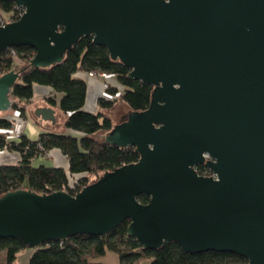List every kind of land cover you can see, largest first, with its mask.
Listing matches in <instances>:
<instances>
[{
	"label": "water",
	"instance_id": "1",
	"mask_svg": "<svg viewBox=\"0 0 264 264\" xmlns=\"http://www.w3.org/2000/svg\"><path fill=\"white\" fill-rule=\"evenodd\" d=\"M11 1L25 12L0 26V56L31 47V66L49 68L93 37L131 80L154 89L149 109L119 113L105 136L134 147L137 163L75 196L7 193L0 238L40 248L129 221L128 235L147 250L175 242L264 264V0ZM19 78L15 69L0 77V113L11 110ZM36 116L56 122L53 108ZM205 155L215 177L196 171Z\"/></svg>",
	"mask_w": 264,
	"mask_h": 264
},
{
	"label": "trees",
	"instance_id": "2",
	"mask_svg": "<svg viewBox=\"0 0 264 264\" xmlns=\"http://www.w3.org/2000/svg\"><path fill=\"white\" fill-rule=\"evenodd\" d=\"M9 13L10 18L4 14ZM8 22L20 19L16 4L11 0H0V19ZM0 56V77L11 70L20 73V78L10 93L12 111H20L21 106L34 97L35 86L50 88L57 97L48 98L51 105L59 108L67 117L63 132H43L39 139L32 141L26 135L15 141H8L7 135L0 133V152L8 149L21 155L15 164L0 165V197L18 190L32 191L39 195H50L57 191L77 195L91 185L90 178L106 172H113L124 165L135 164L141 158L134 147L127 149L110 145L101 133L113 130L108 115L118 101L127 104L130 112L141 113L149 109L154 87L129 78L130 69L120 61H114L106 48L94 43L93 37H84L65 55L62 64L49 68L31 66L35 50L31 47L13 48ZM16 59L21 61L16 63ZM90 73L107 74L114 77L108 93L112 96L121 93L120 99L109 101L99 98L97 111L85 109L88 99ZM117 83V84H116ZM1 114V113H0ZM0 115V130H10L13 123ZM39 146L43 148L40 150ZM60 150L69 161V168H57L39 164L45 153ZM78 177L75 185L71 178ZM138 200L148 204L150 198L141 195ZM130 222H123L112 233L104 237L73 236L68 240L53 241L34 250L29 264H94L93 258L107 252L120 256L121 264H140L151 260V264H249L248 260L230 253L207 252L191 254L184 252L173 242L163 247L147 250L128 235ZM29 247L18 239H1L0 252L5 264H15L20 253Z\"/></svg>",
	"mask_w": 264,
	"mask_h": 264
},
{
	"label": "crops",
	"instance_id": "3",
	"mask_svg": "<svg viewBox=\"0 0 264 264\" xmlns=\"http://www.w3.org/2000/svg\"><path fill=\"white\" fill-rule=\"evenodd\" d=\"M87 80H88V99H87L85 109L90 112L91 110L96 109V104H97L98 99L103 97V94H104L103 83L106 82V79L102 74H98L96 79L87 78ZM111 80L114 81L115 80L114 77H111ZM37 97L38 98L45 97L47 99L51 97H57L58 100L61 98L60 95H56L50 88L35 86L33 99L30 102L22 103L21 106L25 110L24 111L25 116H26L25 121L27 122L25 135L28 138H30L32 141L38 140L40 135L43 132H47V131L59 132L52 128L54 125V123L52 124V122L44 121L41 118H38L37 116H35V118L32 117V119L29 117L30 104H32L35 101V98ZM46 107L50 108L51 106H44L43 108H46ZM46 123H47V126H46ZM51 153H52L54 161H51L50 163H48V165L68 170L69 161L66 158V156L60 150H57V149L51 151ZM40 163L41 162H39V164ZM33 252L34 250L30 248L23 251L22 253H20L15 264H29V261H30V258ZM148 261H149L148 263L151 264V260H148Z\"/></svg>",
	"mask_w": 264,
	"mask_h": 264
},
{
	"label": "rangeland",
	"instance_id": "4",
	"mask_svg": "<svg viewBox=\"0 0 264 264\" xmlns=\"http://www.w3.org/2000/svg\"><path fill=\"white\" fill-rule=\"evenodd\" d=\"M4 15L7 16L8 18H10V14L9 13H6ZM8 23H10V22H8ZM100 79H102V78H100ZM120 97H121V93H120ZM42 106L43 107L44 106H51L53 108V110L55 111V120H56V122L54 123V125H53L52 128L54 130L59 131V132H63L65 130V121H66V118H67L66 115L59 108L51 105L49 103L48 99L45 98V97H40V98L37 97V98H35V101L32 104H30L29 117L31 119H32V117L35 118L36 112L40 108H43ZM97 107H98V105L96 104V109L95 110H91L90 112L95 113L97 111ZM126 109L130 110L129 107L127 106V104L124 103L123 101H118V103L115 106V108L110 113H108V115H109L112 123H116V121L118 119V114L119 113H125V110ZM14 112L15 111L10 110L8 112H3L0 115L1 116H3V115L9 116L11 114H14ZM46 126H47V123H46ZM114 127H115V125H113V128ZM107 134L108 133H101V136L105 137ZM5 150L9 151L8 149H5ZM42 157H43V159L45 158L44 155H42ZM51 161H54L53 156H52V153L50 154V157H47L46 159L43 160V163L44 164H46V163L48 164ZM99 175L102 177L103 176V173H100ZM98 179H99V177H96V176L90 178V184H92L93 182L97 181ZM77 180H78V177L71 178L70 179V184L71 185H75ZM0 262H2L0 264H5L4 263L5 262V257H4V254L1 253V252H0ZM91 262L94 263V264H121L120 256L117 253H115V252H107L103 256H98L96 258H93L91 260ZM148 262L149 261L147 259H145V260L140 261V264H149Z\"/></svg>",
	"mask_w": 264,
	"mask_h": 264
},
{
	"label": "built area",
	"instance_id": "5",
	"mask_svg": "<svg viewBox=\"0 0 264 264\" xmlns=\"http://www.w3.org/2000/svg\"><path fill=\"white\" fill-rule=\"evenodd\" d=\"M18 13L20 16H22V14L25 12L24 8L22 7H17ZM7 23L6 20H4L3 18L0 19V26H4ZM12 50V51H11ZM11 53L13 55H15V52L12 49H10ZM16 63L20 64L21 61L19 59H16ZM96 73H90L87 78L88 79H96L97 78ZM105 79L106 82L103 84V90H104V94L102 98H105L109 101H114L117 100L118 98H120V93H117V95L112 96L108 93V90L111 88V75H107V74H102ZM7 120H9L10 122L13 123L12 128L10 130H0V133L2 134H6L7 135V140L9 141H15L20 139L23 135H25V131H26V125L27 122L25 121V119L22 116V113L20 111H15L14 114H11L9 116L5 117ZM40 150L43 151V148L41 146H39ZM51 152L45 153V158L50 157ZM3 156V157H2ZM43 157H40V161L43 162ZM21 160V155L19 153L16 152H11V151H1L0 152V165H6V164H15L18 163ZM39 161V162H40ZM209 176L211 177H215L214 173H211Z\"/></svg>",
	"mask_w": 264,
	"mask_h": 264
},
{
	"label": "flooded vegetation",
	"instance_id": "6",
	"mask_svg": "<svg viewBox=\"0 0 264 264\" xmlns=\"http://www.w3.org/2000/svg\"><path fill=\"white\" fill-rule=\"evenodd\" d=\"M20 18H21V16H20ZM211 161H213L212 158H210L208 155H205V162L196 167V171L200 176L211 177V176H209V174H210V171H211V173H213V171L208 166V163H210Z\"/></svg>",
	"mask_w": 264,
	"mask_h": 264
},
{
	"label": "clouds",
	"instance_id": "7",
	"mask_svg": "<svg viewBox=\"0 0 264 264\" xmlns=\"http://www.w3.org/2000/svg\"><path fill=\"white\" fill-rule=\"evenodd\" d=\"M57 168H59V167H57Z\"/></svg>",
	"mask_w": 264,
	"mask_h": 264
}]
</instances>
